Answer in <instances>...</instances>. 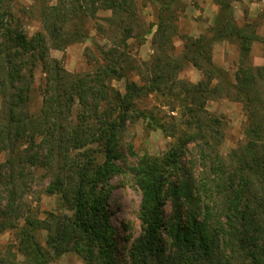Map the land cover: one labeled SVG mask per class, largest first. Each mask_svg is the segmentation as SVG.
Instances as JSON below:
<instances>
[{
  "label": "trees",
  "instance_id": "trees-1",
  "mask_svg": "<svg viewBox=\"0 0 264 264\" xmlns=\"http://www.w3.org/2000/svg\"><path fill=\"white\" fill-rule=\"evenodd\" d=\"M33 1L43 29L30 34V7L0 0V200H6L0 230H16L15 244L0 248V264H52L65 253L83 264H264V66L245 62L257 35L231 16L239 0H216L221 11L212 37H182L180 56L173 42L177 27L160 15L150 61L139 60L129 46V39L144 36L134 33L141 26L136 0ZM91 4L111 11L114 36L108 49L97 47L90 70L73 73L51 51L88 36ZM220 39L239 46L235 82L213 63ZM188 64L201 71V80L180 78ZM39 68L42 107L35 114ZM122 80L125 91L114 85ZM151 96L180 102L185 130L175 133L164 155L145 154L129 164L122 153L125 133L129 123L151 119L138 107ZM220 98L240 101L247 117L244 143L228 154L219 149L221 119L207 109ZM39 170L48 179L45 192L58 204L43 218L23 201ZM126 172L141 193V233L121 256L110 181Z\"/></svg>",
  "mask_w": 264,
  "mask_h": 264
},
{
  "label": "rangeland",
  "instance_id": "rangeland-1",
  "mask_svg": "<svg viewBox=\"0 0 264 264\" xmlns=\"http://www.w3.org/2000/svg\"><path fill=\"white\" fill-rule=\"evenodd\" d=\"M20 1L30 7L31 18L26 20L28 32L34 34L42 30L38 4L33 0ZM59 1L61 0H49L50 3L54 4ZM164 3L171 4L169 10H164ZM89 7L88 18L84 26V31L88 36L70 44L63 50L51 51L52 56L62 60L65 68L73 73L90 70L92 66L90 61L94 62L99 53L97 47L102 46L108 49L114 36L111 33L112 28L109 22L112 15L111 11L104 9L96 11L95 6L92 4ZM136 9L138 12L136 22L138 26L139 24L141 26L136 27L134 33L142 32L144 36L129 39V46L132 53L141 61H150L155 53L153 36L158 28L157 23L160 15L164 16L165 19L172 18L173 24L177 27L178 32L174 35L173 42L175 54L180 56L185 51L184 40L200 36L212 37V27L221 11L216 0H136ZM230 11L236 23L241 26L249 25L257 35V39L252 44L251 53L245 61L247 66L263 67L264 0L233 1ZM224 14L225 12H223ZM150 29L151 32H149ZM184 36L186 39L182 38ZM215 43L212 51L213 63L225 71L230 81L235 82L236 73L241 64L238 44L233 41ZM143 70L145 71V69ZM43 77L41 69H37L34 99L31 103V110L35 114L39 113L42 107L41 86ZM180 78L196 83L202 79V73L193 65L188 64L180 73ZM136 79H139V77L136 76ZM114 85L125 91L124 80L114 81ZM178 89L180 88L176 90ZM138 107L141 110L148 111L152 117L151 119L140 118L128 125L122 153L123 159L129 164H135L145 154L152 156L164 155L173 143L174 137L185 130L184 125L181 123L182 107L180 102L168 101L164 98L156 100L155 96H151L139 101ZM77 109V106L74 107V115ZM207 109L221 119L220 132L223 138L219 149L222 153L228 154L244 143L247 117L240 101L232 98L210 100L207 103ZM162 125L164 126L162 127ZM129 146L133 147V152L130 151ZM4 158L5 155L0 154V160H4ZM42 175L43 172L39 170L34 180L27 183L23 200L32 213L41 218L45 216L47 211L55 210L58 206L57 197L48 195L45 192L48 179L43 178ZM110 182L113 186L110 202L111 220L116 229V235L120 239V254L121 256H127L126 249L141 233V193L130 172L115 175ZM5 203L6 200L3 196L2 201L0 200V210L4 208ZM166 212L168 215L171 214L170 202L166 205ZM21 221L22 219L19 223ZM46 238V232H42L41 239L44 245L46 244ZM15 242V229L0 230V248L15 244ZM52 264H83V262L78 255L65 253L57 257Z\"/></svg>",
  "mask_w": 264,
  "mask_h": 264
},
{
  "label": "crops",
  "instance_id": "crops-1",
  "mask_svg": "<svg viewBox=\"0 0 264 264\" xmlns=\"http://www.w3.org/2000/svg\"><path fill=\"white\" fill-rule=\"evenodd\" d=\"M221 41L225 43V42L230 41V40H227V39H220V40H217V41H215V42L219 44V43H221ZM215 42H214V43H215ZM216 43H215V44H216ZM214 50H215V48H214Z\"/></svg>",
  "mask_w": 264,
  "mask_h": 264
}]
</instances>
